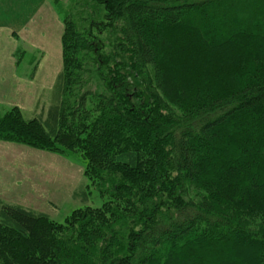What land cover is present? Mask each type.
Masks as SVG:
<instances>
[{
    "label": "trees",
    "instance_id": "trees-1",
    "mask_svg": "<svg viewBox=\"0 0 264 264\" xmlns=\"http://www.w3.org/2000/svg\"><path fill=\"white\" fill-rule=\"evenodd\" d=\"M54 4L51 105L0 141L80 154L106 201L0 202V264H264V0Z\"/></svg>",
    "mask_w": 264,
    "mask_h": 264
},
{
    "label": "rangeland",
    "instance_id": "rangeland-1",
    "mask_svg": "<svg viewBox=\"0 0 264 264\" xmlns=\"http://www.w3.org/2000/svg\"><path fill=\"white\" fill-rule=\"evenodd\" d=\"M51 1L54 4L59 0ZM69 1L61 0V3L66 6ZM56 7L57 4H54L53 9L58 13V19H54L52 37L47 41L46 56L39 66L38 81L39 86L42 84L43 88L41 91L37 89V93L40 92L37 103L25 106L23 114L26 119L36 117L48 110L52 101L54 83L62 69L60 56L56 55L58 51L56 41L59 24L63 28V13L62 9L59 11ZM6 146L9 145H5L4 152L0 155V162L4 166L0 183L1 187L9 189V192L0 195L1 203L19 205L46 214L58 223H63L76 209L87 206L98 208L105 203L106 200L96 188L89 187L90 182L84 175L86 162L80 154L70 153L67 157H63L29 147L8 150ZM21 151L25 162L29 161L30 165L29 172L24 171L25 174H30L29 181L25 182H17L19 176L23 174L21 169L18 167L20 170L18 171L9 166L19 158Z\"/></svg>",
    "mask_w": 264,
    "mask_h": 264
},
{
    "label": "crops",
    "instance_id": "crops-1",
    "mask_svg": "<svg viewBox=\"0 0 264 264\" xmlns=\"http://www.w3.org/2000/svg\"><path fill=\"white\" fill-rule=\"evenodd\" d=\"M53 8L51 0H0V119L13 107H19L23 112L25 106L37 103L40 96L37 89L41 91L43 88L38 81L39 66L46 56L47 41L52 37L54 19H58V13ZM63 30L64 26L62 28L59 24L56 55L60 56L62 67ZM5 145H9L6 146L8 150L26 147L0 141V155L3 154ZM19 154V158L9 166L18 171L20 168L23 172L16 179L17 182L29 181L30 174L24 173L29 172V161L25 162L22 151ZM3 167L0 162V178L3 177ZM8 190L3 189L0 183V195L9 192Z\"/></svg>",
    "mask_w": 264,
    "mask_h": 264
}]
</instances>
